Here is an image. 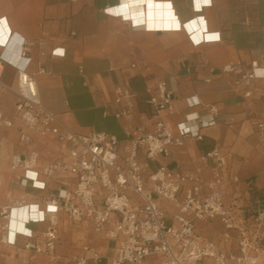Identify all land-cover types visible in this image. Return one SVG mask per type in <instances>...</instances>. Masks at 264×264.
I'll use <instances>...</instances> for the list:
<instances>
[{"label": "crops", "instance_id": "1", "mask_svg": "<svg viewBox=\"0 0 264 264\" xmlns=\"http://www.w3.org/2000/svg\"><path fill=\"white\" fill-rule=\"evenodd\" d=\"M131 1L0 0V57L23 43L42 103L75 132L98 129L116 135L121 156L132 141L127 128L153 130L149 91L165 80L174 111L162 115L173 135H189L169 155L150 161L151 169L164 164L210 179L215 165L207 153L219 147L227 160L223 201L235 205L241 220L242 208H252L264 198V137L256 128L264 109V0H153L168 4L165 7L174 13L170 20L178 23L158 29L148 26L149 0H140L137 8ZM227 65L235 69L224 70ZM3 66L1 81L8 89L0 88V107L13 117L17 69L7 62ZM253 67L257 78L242 79ZM117 85L135 93L132 121L115 115L123 108L115 102ZM212 106L218 109L215 115ZM29 133L31 142L24 143L16 127L0 124V210L9 209V221L16 208L44 209L52 195L75 180L69 173L50 178L39 173L37 180L24 181V171L11 167L16 153L36 149L39 169L69 156L68 148L54 137ZM141 160H146L143 154ZM162 206L171 218L173 203L164 201ZM25 224L27 231L16 230L13 237L10 224L12 244L0 240V264H76L73 256L84 244L97 247L106 259L114 255L112 240L95 233L90 221H73L65 212L59 215L53 255L27 247L46 223L27 219ZM196 228L220 249L239 252V231L228 229L221 218L199 220ZM200 264H214V259L203 258Z\"/></svg>", "mask_w": 264, "mask_h": 264}, {"label": "built area", "instance_id": "2", "mask_svg": "<svg viewBox=\"0 0 264 264\" xmlns=\"http://www.w3.org/2000/svg\"><path fill=\"white\" fill-rule=\"evenodd\" d=\"M14 49L9 54L4 51L0 57V88L8 89L1 81L3 63L7 62L17 69V85L13 91L18 99L13 117H8L0 107V124L16 127L24 143L31 142L30 131L54 137L68 148L69 156L39 169L40 154L31 149L25 154L16 153L11 167L22 169L26 182L37 180L39 173L49 178L69 173L75 179L48 199L46 207L40 209L41 216L31 219L35 223L45 222L46 227L35 241L28 243V248L53 255L60 235L59 215L65 212L73 221H90L95 233L114 242V255L107 259L97 247L84 244L73 256L76 264H200L206 257L213 258L214 264H230L231 261L259 264L264 209L259 208V213L254 214L249 207H244L240 220L235 205L224 204L223 169L227 160L219 147L207 153L215 165L210 179L164 164L151 169L150 161L169 155L172 147L183 145L189 135L188 132L179 137L173 135L162 115L163 111H174V98L165 80H159L155 90L149 91L153 130L127 128L126 134L132 136V141L126 155L121 156L116 135L98 129L89 133L75 132L59 114L48 109L42 103L36 77L29 71L32 58L25 45L22 43ZM234 69V65L224 67L226 71ZM255 70L253 67L244 72L242 79H256ZM115 93V102L123 105L115 113L116 117L132 121L135 93L123 85H117ZM211 111L214 115L218 113L216 106H212ZM256 128L264 137V109ZM197 138L202 139L203 135L199 133ZM142 154L145 161L141 160ZM204 189L208 191L206 194H203ZM164 201L175 206L171 218L162 206ZM0 214L7 220L9 209L0 210ZM217 217L228 229L239 231L237 254L220 249L216 242L197 231V221ZM1 229L2 241L13 243L8 234V220L2 223ZM230 238L226 233L225 241Z\"/></svg>", "mask_w": 264, "mask_h": 264}, {"label": "bare ground", "instance_id": "3", "mask_svg": "<svg viewBox=\"0 0 264 264\" xmlns=\"http://www.w3.org/2000/svg\"><path fill=\"white\" fill-rule=\"evenodd\" d=\"M140 0H132L131 4H137L135 5L136 8L139 6ZM165 5L168 4H164V3H156L153 0H149L148 1V17H149V23L148 26L150 28L155 29L156 27H162V28H170V27H178V23L175 21L174 23L172 22V20H170L171 17H173L174 13L172 11V9L165 7ZM134 7V6H133ZM155 19H159L158 22L155 21ZM15 209V208H14ZM10 214V211H9ZM42 214L40 213V209L36 208L33 211H27V210H14L13 214L11 217V221L8 220V226H12V235L11 237L14 236V233L16 232V230H21V231H27V227L25 222L27 221V219H31L41 216ZM9 218V217H8ZM13 239V238H12Z\"/></svg>", "mask_w": 264, "mask_h": 264}, {"label": "rangeland", "instance_id": "4", "mask_svg": "<svg viewBox=\"0 0 264 264\" xmlns=\"http://www.w3.org/2000/svg\"><path fill=\"white\" fill-rule=\"evenodd\" d=\"M260 200V199H259ZM263 200V199H262ZM262 200H261V202H262ZM261 202L259 201V203H258V205L256 204L255 206L256 207H258V208H256L255 206H254V204L252 205V208H249L250 209V211L251 212H253V211H258V209L259 208H262L261 206H262V204H261ZM0 217H2L3 219H4V222H6L7 220L3 217V215H1L0 214ZM3 223V222H2ZM2 223L0 224V225H2ZM1 234H2V229H1V232H0V240L2 241V239H1ZM60 236V235H59ZM59 240V239H58ZM40 241H41V244H43V240L42 239H40ZM5 243V242H4ZM6 244H12V243H6ZM57 245H58V241H57V244H56V248H57ZM260 245H261V250H260V257H259V264H264V239L261 241V243H260ZM56 251V250H55ZM43 253V252H42Z\"/></svg>", "mask_w": 264, "mask_h": 264}, {"label": "water", "instance_id": "5", "mask_svg": "<svg viewBox=\"0 0 264 264\" xmlns=\"http://www.w3.org/2000/svg\"><path fill=\"white\" fill-rule=\"evenodd\" d=\"M262 208L264 209V198H263V200H262Z\"/></svg>", "mask_w": 264, "mask_h": 264}]
</instances>
